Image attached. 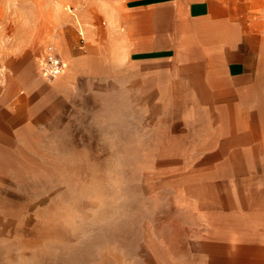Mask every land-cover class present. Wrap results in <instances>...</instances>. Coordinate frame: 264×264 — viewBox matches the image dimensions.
<instances>
[{
    "label": "rangeland",
    "instance_id": "1",
    "mask_svg": "<svg viewBox=\"0 0 264 264\" xmlns=\"http://www.w3.org/2000/svg\"><path fill=\"white\" fill-rule=\"evenodd\" d=\"M130 20L121 0H0V264L264 261V95L201 41L136 61ZM49 50L62 77L38 71Z\"/></svg>",
    "mask_w": 264,
    "mask_h": 264
},
{
    "label": "crops",
    "instance_id": "2",
    "mask_svg": "<svg viewBox=\"0 0 264 264\" xmlns=\"http://www.w3.org/2000/svg\"><path fill=\"white\" fill-rule=\"evenodd\" d=\"M121 3L123 10L131 14L121 38L132 41L135 47L132 52L139 54L136 61L157 60L154 51L159 50L158 41H166L168 47L172 41H201L199 45L211 49H205L202 59L210 66L221 64L233 82L235 94L264 95V0H121ZM165 50L160 54L166 57L171 49ZM47 52L61 58L63 72L59 77H62L67 64L55 50ZM137 65L155 66L132 64V69H138L134 67ZM5 135L9 137L11 133L0 132L1 138ZM8 150L0 145L1 154ZM234 255L232 252L225 261L203 264H264L246 258L236 261Z\"/></svg>",
    "mask_w": 264,
    "mask_h": 264
},
{
    "label": "built area",
    "instance_id": "3",
    "mask_svg": "<svg viewBox=\"0 0 264 264\" xmlns=\"http://www.w3.org/2000/svg\"><path fill=\"white\" fill-rule=\"evenodd\" d=\"M38 70L44 78L56 79L63 72L62 60L53 52H45L38 59Z\"/></svg>",
    "mask_w": 264,
    "mask_h": 264
},
{
    "label": "bare ground",
    "instance_id": "4",
    "mask_svg": "<svg viewBox=\"0 0 264 264\" xmlns=\"http://www.w3.org/2000/svg\"><path fill=\"white\" fill-rule=\"evenodd\" d=\"M35 74V73H34ZM59 78V77H58ZM68 81L67 82H64L63 84H61L62 88L64 89L66 85H68ZM59 86V85H58Z\"/></svg>",
    "mask_w": 264,
    "mask_h": 264
}]
</instances>
